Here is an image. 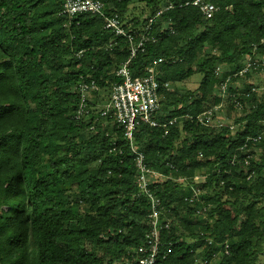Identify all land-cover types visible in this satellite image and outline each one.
Returning a JSON list of instances; mask_svg holds the SVG:
<instances>
[{
	"label": "trees",
	"instance_id": "1",
	"mask_svg": "<svg viewBox=\"0 0 264 264\" xmlns=\"http://www.w3.org/2000/svg\"><path fill=\"white\" fill-rule=\"evenodd\" d=\"M98 1L127 32L150 26L128 67L137 77L153 67L159 125L139 124L131 145L100 115L130 56L102 17H69L63 0H0V264H138L150 203L138 193L131 146L161 175L149 185L168 221L160 264H256L264 139L247 138L264 129V89L248 81L261 69L236 73L264 56V0H210L218 9L209 18L187 0ZM90 80L98 90L75 118V87ZM214 107L221 127L198 122Z\"/></svg>",
	"mask_w": 264,
	"mask_h": 264
},
{
	"label": "built area",
	"instance_id": "2",
	"mask_svg": "<svg viewBox=\"0 0 264 264\" xmlns=\"http://www.w3.org/2000/svg\"><path fill=\"white\" fill-rule=\"evenodd\" d=\"M184 5H191L197 8L205 18L211 17L218 9L210 0H187L184 2ZM161 12L162 9L158 10L155 17L159 16ZM62 13L69 17L84 13L98 15L102 17L104 21V28L110 30L115 36L124 37L130 43V56L116 71V76L120 79V82L112 86L109 100L104 105L100 115H110L117 126L122 128L125 138L132 145L133 133L139 124H146L151 127L159 125L154 118L159 109V84L153 77V67L148 66L146 68L148 75L143 77L133 76L128 67V63L130 59L134 57L137 49L150 39L147 33L150 26L148 25L145 27L144 34H139L137 31L127 32L119 16L117 14L107 15L105 13V5L98 0H63ZM151 21L152 19H150L149 22ZM151 39L154 40L153 38ZM262 43H264V40H262ZM159 61L160 60H158V62ZM259 69H261V71L264 70V56H261V58L248 57L245 60L243 68L236 74L241 76L249 70L257 71ZM215 71L218 74L219 69L216 68ZM226 82L221 83L219 86L221 93H225ZM164 87H168V84L165 83ZM75 90L80 97V102L75 112V118H78L87 114L86 101L90 93L97 91L98 87L93 80H90L89 82H79ZM252 91H255V89ZM216 110L217 107L206 110L198 115L196 119L206 126L221 127L223 125L221 121L213 120ZM174 121V119H171L168 121V124L170 125ZM229 128L233 129L231 125ZM261 139H264V129H262L256 137L247 138V140L252 141V143ZM131 148L135 155V166L138 173L136 177L138 193L145 195L150 203V209L147 215L148 232L144 243L137 248L140 257L136 260L138 264H160L161 258H159L160 242L158 232L162 225L165 228L168 227V221L162 224L160 220V201L150 192L149 185L157 179H160L161 175L153 172L146 166L142 152L135 150L133 146H131ZM226 248L227 245L224 246L225 253H227ZM213 258H217V255L213 254ZM204 263L212 264L207 261Z\"/></svg>",
	"mask_w": 264,
	"mask_h": 264
},
{
	"label": "rangeland",
	"instance_id": "3",
	"mask_svg": "<svg viewBox=\"0 0 264 264\" xmlns=\"http://www.w3.org/2000/svg\"><path fill=\"white\" fill-rule=\"evenodd\" d=\"M133 13L135 15H137L138 13V10H137V7L134 8L133 10ZM201 76L196 74L194 75L189 81H187L184 85H180L181 89H184V88H192L194 87V83L197 84L198 81L200 80ZM249 82H254L256 84H259L261 85L260 88L264 89V71H261V72H258V73H254L252 75V77L250 79H248ZM226 111H225V107L222 106V111L221 113H219L217 115V118L219 120H223L224 117H226ZM204 180V177L203 176H196L194 178V181L196 183H200ZM256 264H264V245H262V248H261V252L258 254V258L256 260Z\"/></svg>",
	"mask_w": 264,
	"mask_h": 264
}]
</instances>
